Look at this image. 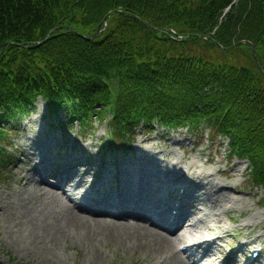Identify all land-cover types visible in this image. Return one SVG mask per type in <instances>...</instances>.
<instances>
[{
    "label": "trees",
    "instance_id": "trees-1",
    "mask_svg": "<svg viewBox=\"0 0 264 264\" xmlns=\"http://www.w3.org/2000/svg\"><path fill=\"white\" fill-rule=\"evenodd\" d=\"M22 1L0 0V44L6 41H34L47 31L44 30L40 33L39 29H36L29 21H25L16 25V32L15 24H12L11 21L12 7L15 2L21 3ZM134 1L141 4L132 6L129 10L149 18H153L161 12L169 13L173 7L170 2L163 0ZM107 10V8L101 6L94 13H91L88 7L83 6L81 9L75 8L69 19H76L80 14L82 19H90V23H97ZM234 18L235 16L231 19V23H236ZM137 28V25L120 22L115 32L104 35L94 43H87V41L73 43L69 41L67 35L59 34L53 39V43L56 47L66 51L71 57L69 59H62V54L51 53L49 47L46 46L37 49H25L11 45L5 46L0 57V103L2 101L5 103L6 100H15L19 102V107H24L22 102L20 103V100L24 97L21 96V92L28 88L31 94L35 96V78L46 82L45 90L43 91L46 94V98L49 99V105L58 101L60 97H68L69 101L73 102L76 87L66 84L64 81L62 82V78L66 77L71 63L74 66L77 64L80 67L87 66L89 69H99L103 75H108L113 68L122 67L123 72L119 74H123L126 82H133L134 87L138 91H147L155 94L150 99L139 100V108L142 111H144L143 109L154 110L161 118L164 117L163 101L155 99L156 94L162 90L161 86L140 76L135 79L127 71L135 63H138V65L145 63L155 68L163 63L161 58L154 54V51L142 40V34L145 33L142 30L137 31ZM202 29L201 27L200 30ZM258 37L255 42L264 63V34ZM118 51L121 52V61L115 57ZM48 61L53 63L51 64L53 67H48ZM38 64H41V67H38ZM226 67L222 74L215 73L210 75L207 78V83L218 85L224 91L230 88L239 97L248 100L255 99L258 103L253 106V113L259 115L255 121L256 128L261 134H264V87L261 84H250L246 76L237 80V69L233 66ZM49 80L51 83L47 84ZM79 86L82 88L84 85L79 84ZM220 99H222L221 95H214L211 98V102L212 104H217ZM7 103L3 105H9ZM206 118L207 114L205 113L191 112L184 121L199 125ZM224 122L226 125H233L236 122L244 123V118L237 108L233 114L227 115Z\"/></svg>",
    "mask_w": 264,
    "mask_h": 264
},
{
    "label": "rangeland",
    "instance_id": "rangeland-1",
    "mask_svg": "<svg viewBox=\"0 0 264 264\" xmlns=\"http://www.w3.org/2000/svg\"><path fill=\"white\" fill-rule=\"evenodd\" d=\"M102 129L100 128L99 131L96 132L97 135L101 133ZM154 134L147 136L146 138H143L142 136H138V141L135 144L136 147V153L141 152L145 155L146 152L151 151L148 146L145 145V141L150 139L149 141H154L153 143H157V139L153 137ZM175 134H173L174 136ZM153 137V138H152ZM192 137L190 134L188 135H180L178 137L179 140L185 141L186 147L188 140H190ZM142 140V142H141ZM165 140V139H164ZM164 140L162 142L164 143ZM167 141V140H165ZM167 143L170 144L169 152L173 155L175 153H172V142L169 138ZM156 148V147H155ZM160 149L161 151L164 150L160 147L157 148V150ZM152 152V151H151ZM195 154V153H194ZM174 158V157H173ZM173 158H170L168 160H172ZM165 159V158H163ZM162 160V159H161ZM21 172V171H19ZM22 172H26L28 174L29 170H25ZM18 173V172H17ZM15 176V175H14ZM106 183H110L109 178L106 179ZM19 181L17 182L14 177L9 176L8 178H5L4 180L0 181V234L3 233L6 234V237L1 236L0 237V251L5 250L8 247H13L16 251H18V254L22 252V245L29 247L34 246L35 250L37 251L38 255L46 258L48 257V248L52 247L54 252H56V263L55 264H89L91 263L90 256L94 255L96 259H98L101 262H104L105 264H111L114 262V264H130L133 261H136L135 264H150L147 262L148 259V253H145L143 250L140 251L139 249H142L141 246L145 245L146 241H141L139 239H136L132 243L133 248H137L134 251L121 248H115V244L112 242L110 243V249H107L106 245L103 244V241H97L96 247L99 249L100 255L97 253H94V251H85V240L88 238V232L87 230H84L82 226L80 225V222H68L67 224H61L58 222L60 220L61 215H55V211H62L61 206L59 203H56L55 198L52 194L49 196L47 195L46 200H43V196L37 197L33 199L30 206L27 207L26 212L24 214H20L17 212V210L13 207H10L7 205V198L11 197L14 193V189H17L19 187ZM14 188V189H13ZM48 189V188H46ZM49 190V189H48ZM47 209L45 213L42 212L43 209ZM211 209L210 206H208V209ZM50 210V211H49ZM49 212V213H48ZM48 222H54V226L50 227ZM1 223L10 231V234L7 232H4L3 228L1 227ZM37 228V231H32L34 228ZM205 224H199L198 228L196 229L197 235L202 232V230L205 228ZM59 231L62 233L60 235H53L55 233L59 234ZM38 233H43L44 235L42 237H38ZM44 237H48V241ZM82 239V241H81ZM93 242L95 240H92ZM6 242H8L6 244ZM49 245V247L47 246ZM69 246L71 248L70 254H65L60 257L59 252L65 250V248ZM83 246V249L85 252H83L82 249L76 250L77 252L73 251L72 249L74 247ZM62 252V253H63ZM133 252L134 255L131 258L129 256V253ZM152 253L155 257L158 255L159 251L158 249L152 248ZM3 256V255H2ZM0 255V258L3 262V264H15L11 263V260L7 261V257L4 256L2 258ZM51 256V255H50ZM221 258L224 256V252L222 250L220 254ZM22 260V259H19ZM73 260L74 262H71ZM219 260L218 255L213 258V264H216V262ZM70 262V263H68ZM84 262V263H82ZM41 264V263H40ZM46 264V263H44ZM53 264V263H48ZM153 264H156V259L154 260Z\"/></svg>",
    "mask_w": 264,
    "mask_h": 264
},
{
    "label": "bare ground",
    "instance_id": "bare-ground-1",
    "mask_svg": "<svg viewBox=\"0 0 264 264\" xmlns=\"http://www.w3.org/2000/svg\"><path fill=\"white\" fill-rule=\"evenodd\" d=\"M103 190V189H102ZM136 216H138L137 214H134V217H136ZM88 216H86V218H87ZM120 218V217H119ZM50 225H53V222H50ZM118 225L119 226H126V227H129V228H131V229H142V228H145V226L144 225H141L140 223H137V222H135V223H130V225H127V223L126 222H123V221H121V222H118ZM154 234H156V236H158L159 238H164V239H167V236H165V235H161V234H159V233H156V232H154ZM188 236H190V234H187ZM137 237V236H136ZM125 238H128V236H126V237H120L119 239V241L117 240V238L115 239V242L119 245L120 243H122L123 244V242L124 241H126V239ZM200 241V240H199ZM175 256L176 257H178L177 256V254H175ZM184 264V263H183Z\"/></svg>",
    "mask_w": 264,
    "mask_h": 264
}]
</instances>
